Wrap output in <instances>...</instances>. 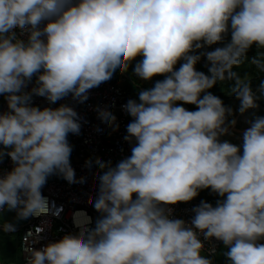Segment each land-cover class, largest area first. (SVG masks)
I'll return each instance as SVG.
<instances>
[{
	"label": "clouds",
	"instance_id": "9594fccd",
	"mask_svg": "<svg viewBox=\"0 0 264 264\" xmlns=\"http://www.w3.org/2000/svg\"><path fill=\"white\" fill-rule=\"evenodd\" d=\"M246 60L264 73V0H0V162L11 163L0 170V231L49 213V177L84 183L68 139L81 117L53 104L84 101L130 66L152 82L122 105L130 154L87 162L95 220L37 241L25 264H213L206 242L224 246L225 264H264V77L254 88L236 70ZM224 81L247 124L239 143L224 138L233 108L210 91ZM97 111L118 130L112 112ZM203 190L214 203L201 199L188 220L174 215Z\"/></svg>",
	"mask_w": 264,
	"mask_h": 264
},
{
	"label": "built area",
	"instance_id": "2783aa9c",
	"mask_svg": "<svg viewBox=\"0 0 264 264\" xmlns=\"http://www.w3.org/2000/svg\"><path fill=\"white\" fill-rule=\"evenodd\" d=\"M199 65L207 69L203 60ZM132 79L131 75L124 73L112 85H101L89 90V96L84 101H74L70 97H66L52 105L55 107L60 103H69L81 117L80 134H69L68 139L73 146L70 157L72 167L77 178H84V183L70 185L57 176L49 177L43 188V193L49 199L50 211L44 216L25 220L19 237L20 261H12L8 264H25L27 250L31 246L39 247V243L43 244L48 240L59 239L65 233H77L78 230L74 226V222L77 225L85 224L88 216L93 221L95 220L97 213L92 207L91 200L96 193L97 181L93 179L87 162L102 159L111 160L115 163L130 154V146L124 141L123 136L126 134L125 126L131 117L124 112L122 105L129 98H136V96L127 91L124 84L128 82L136 93L139 87L151 86V82L139 81V84H136ZM34 103L40 106L47 105L42 97L34 98ZM259 103L260 107L256 110L257 115L264 109V104ZM5 108L6 103L3 97L0 96V111L5 110ZM97 108L110 111L116 116L119 125L118 130H113L102 122V119L98 116ZM235 119L237 123L235 128L232 129L233 135L224 138L239 143L240 134L247 127V124L245 123V117L239 113L236 114ZM10 167L11 163L7 158L0 162V170ZM199 201L200 199L195 198L188 204L175 206L174 215L188 220L191 216V207L198 204ZM220 246L221 243L219 242H216L215 246L210 242H206L203 254L209 255L214 262V256ZM0 264L4 263L0 261Z\"/></svg>",
	"mask_w": 264,
	"mask_h": 264
},
{
	"label": "trees",
	"instance_id": "16d2710c",
	"mask_svg": "<svg viewBox=\"0 0 264 264\" xmlns=\"http://www.w3.org/2000/svg\"><path fill=\"white\" fill-rule=\"evenodd\" d=\"M256 54L255 48H252L248 52V56L252 57ZM197 68L202 71H207V69L201 67L199 64H197ZM242 76L247 73L248 78L251 79L253 87L255 88L256 84L259 83L260 78L264 77V73L258 72L256 70L254 65H251L247 60L238 68L236 69ZM129 75H131L135 81H139L138 78H136L132 74V69L131 66L129 68V71L127 72ZM159 78V77H157ZM156 79V78H154ZM152 83V82H151ZM230 86L231 82L230 81H224V82H218L210 91H212L214 94L217 96L221 97L223 100L224 104L226 106H231L234 110V116L238 112H236V109L238 107L239 102L235 99L234 95L231 94L230 92ZM124 88L129 91L131 94L136 96V92L132 89V86L126 82L124 84ZM262 104H264V101H261ZM188 108H194L195 106L193 105H186ZM259 115H264V109H262L259 113ZM203 193H208L207 190H203ZM202 193V195H203ZM210 193V192H209ZM207 196H198V199H204L209 202L214 203L215 200L217 199V196L215 194H206ZM197 198V197H196ZM19 237H20V232H18L17 236L14 238V240H10L7 237L5 238L4 236L0 238V261L3 262L4 264H8L12 261H14V256H15V251L17 248H19ZM226 249L224 246L221 244L220 248L218 249L217 253L214 256V262L213 264H225V258L223 256V252ZM15 262V261H14Z\"/></svg>",
	"mask_w": 264,
	"mask_h": 264
},
{
	"label": "rangeland",
	"instance_id": "374dc122",
	"mask_svg": "<svg viewBox=\"0 0 264 264\" xmlns=\"http://www.w3.org/2000/svg\"><path fill=\"white\" fill-rule=\"evenodd\" d=\"M132 81L135 82L136 84H139V81H135L134 78L132 79ZM133 82H132V84H134ZM132 89H134V88H132ZM207 192L208 193H203V191H201L199 196H204L205 197V196H207L206 194H210L208 190H207ZM202 193H203V195H202ZM13 215H14L13 213L7 212V213L4 214L3 219L12 220ZM25 222H26L25 220L18 222L17 225H16L15 231H12V232L0 231V238L4 236L5 238L7 237L10 240H14V238L17 236L18 232H20L21 228L24 226ZM14 261L15 262H19L20 261V252H19L18 248L15 251Z\"/></svg>",
	"mask_w": 264,
	"mask_h": 264
}]
</instances>
